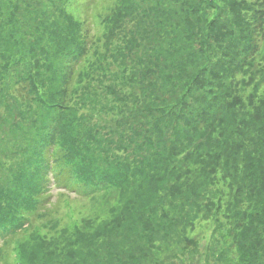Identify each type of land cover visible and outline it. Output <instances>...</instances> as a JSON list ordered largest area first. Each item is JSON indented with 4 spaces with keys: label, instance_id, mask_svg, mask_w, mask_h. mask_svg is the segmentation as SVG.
<instances>
[{
    "label": "trees",
    "instance_id": "trees-1",
    "mask_svg": "<svg viewBox=\"0 0 264 264\" xmlns=\"http://www.w3.org/2000/svg\"><path fill=\"white\" fill-rule=\"evenodd\" d=\"M67 1L0 0V241L7 246L16 233L28 232L19 263L38 264L45 258L40 248L53 242L46 232L55 227L48 216L58 206L50 201L51 182L82 196L117 190L122 213L108 223L128 227L130 236L119 233L121 248L130 237L127 262L139 264L135 243L142 241L139 249L151 259L159 253L184 207L194 209L214 179L215 159L223 158L235 183L224 205L234 224L231 237L219 228L223 223L213 228L215 259L264 264V86L251 96L236 83L254 52L247 8L230 0L228 24L213 16L200 33L193 3L112 0L96 44ZM204 2L220 11L217 0ZM158 36L164 39L155 46ZM211 48L220 53L214 62L206 56ZM170 69L189 76L188 97L183 92L173 103L178 109L167 103L174 90ZM237 106L249 109L238 113ZM192 163L199 164L194 181L180 182ZM71 229L79 231L76 224ZM88 229L91 242L109 232L106 223ZM89 258L101 264L98 252L72 260L88 264Z\"/></svg>",
    "mask_w": 264,
    "mask_h": 264
},
{
    "label": "rangeland",
    "instance_id": "rangeland-1",
    "mask_svg": "<svg viewBox=\"0 0 264 264\" xmlns=\"http://www.w3.org/2000/svg\"><path fill=\"white\" fill-rule=\"evenodd\" d=\"M229 1L230 0H217V8L220 9V11H215L206 8L208 2L201 3V0H182L184 4L186 2L193 3L195 10L196 8L199 10L196 15L199 17L201 23L200 28L202 31H200V33H207L205 26L213 16L214 18L220 16V20L228 24L226 14L228 10L227 3H229ZM165 2L167 5L173 4L174 0H165ZM113 4L112 0H68L65 6L76 19L82 21L86 30H90L97 44V41L103 33L102 17L112 9ZM167 5L164 6L166 7ZM239 6L247 8L244 21L247 27L250 28L252 36L255 38L252 42L254 52L251 55L248 54L250 59L245 68L246 73L244 74L241 72L237 74L238 78L236 79V83L238 89L241 90L244 88L245 94H250L252 96L256 89L258 93H260L264 86V0H240ZM168 34L169 33H166V36ZM235 34L238 35L237 31ZM158 38L159 39L154 44L155 46L161 42L160 40L164 39L163 36H158ZM167 39H170V37H167ZM210 43L213 47H218L214 42ZM97 47H99V42ZM166 47L168 48L169 45L167 46L166 44ZM210 50L211 53L208 52L206 56H209L211 61L214 62L217 57H219L220 53L217 48H214L213 51L212 48ZM197 51V49L194 50L195 53ZM91 55H93L92 51H90L88 57H91ZM85 62L86 60L84 59V62L80 66V69L83 71L86 69L87 62ZM125 62L129 64L128 60ZM189 70L193 71L194 68L189 67ZM175 72V70L170 69L171 76L169 77V81L174 89L171 94L167 92V103L170 105L180 99L181 96L183 97V92L184 98H187L189 94V92L184 91L185 88L189 86V84H184L186 81L185 77L187 79L189 77L188 74L183 73L175 75ZM79 77L80 79L82 78L81 71L75 77L74 84L79 80ZM173 105L175 109L179 108L177 104ZM167 108L170 110L169 106ZM247 109L249 108L240 109L238 106L236 107L238 113ZM3 133L4 131L2 129V134ZM214 162H217V170L212 175L214 179L209 180V183L202 188L197 196V205L193 207L194 209L191 210L188 209L187 206L184 207L181 213L182 222H175L176 226L172 229L171 236L168 235L167 237L170 239H163V241L168 242L161 245L164 246V248H159L160 252L155 253L156 257L154 256L151 259L146 249H139L140 246L143 247L144 243L142 241L135 243L136 249H131V251L133 252V257L139 258V264H155L157 261H162L161 264H220V262L215 259L217 251H215V246L212 242V232L213 228L219 223H223L219 228L223 229L226 235H229L231 232L230 228L233 226L234 222L229 221L232 218H226L224 205L228 200L232 199L235 183L231 181L229 173L224 168V159L220 158L218 161L215 159ZM198 167L199 164H190L189 167H187L190 169V172L183 175L180 182H182L185 176H189L190 182L194 181L196 175L195 169ZM228 167L231 166L229 165ZM169 183L170 180L167 179V187ZM56 185L55 180L50 183L49 195L51 196V203H58V206L56 213H52L48 216V218H52L53 222H55V227L49 226L46 231L48 235L52 236L53 242L51 243L52 246L46 245V247L42 246L40 248V252L42 253L38 255L42 257L45 255V258L38 264H82V262L72 259L76 258L81 260L89 251L92 253L98 252L99 255H102L101 264H122L121 261H123V263L125 261L124 264H128V256L130 257V237L123 240L126 244L121 248L119 233L123 231L121 235L127 237L130 236V230L128 227L124 229H122L121 226L112 227V225L108 223L111 218H115L122 213V210H120L121 206L118 207V203L116 202L118 191L110 190L95 195L82 196V194H77L74 191L71 192L63 187H57ZM161 193L159 195H161ZM217 194L222 196L221 201L223 206L221 207ZM246 204L247 201L244 200L239 204V207L243 208ZM166 206L168 205L166 204ZM125 216H121L120 219H126ZM105 223L106 230L109 231L107 234L109 235H100L91 242V239L88 238V227L90 225L93 227H96V225L102 226ZM74 224L79 227V231L76 235L71 232V227ZM72 231L74 232V230ZM27 233L24 231L16 233V235L10 239L9 243H7V246H5L3 241H0V264H20L21 256L18 253V249H20L19 245L23 244V241L27 239ZM161 233L162 231H159L155 239H159ZM219 233L220 232H216L217 239L220 237ZM229 236L231 237V234ZM85 238L90 240L87 245L85 243ZM80 240L82 243H78ZM216 240L214 239V241ZM155 244L160 245L159 241ZM70 247L71 249H69ZM75 248L78 249L73 250ZM156 258H158V260H156ZM93 259L94 258H89L88 264H92L94 262Z\"/></svg>",
    "mask_w": 264,
    "mask_h": 264
}]
</instances>
